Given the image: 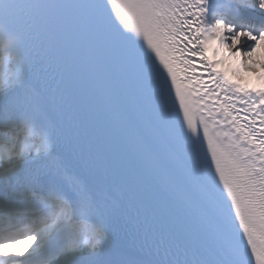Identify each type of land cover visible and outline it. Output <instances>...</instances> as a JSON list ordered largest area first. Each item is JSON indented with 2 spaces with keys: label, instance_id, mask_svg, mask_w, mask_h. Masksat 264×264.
I'll return each instance as SVG.
<instances>
[{
  "label": "snow or ice",
  "instance_id": "snow-or-ice-1",
  "mask_svg": "<svg viewBox=\"0 0 264 264\" xmlns=\"http://www.w3.org/2000/svg\"><path fill=\"white\" fill-rule=\"evenodd\" d=\"M262 46L264 0H0V264H264Z\"/></svg>",
  "mask_w": 264,
  "mask_h": 264
},
{
  "label": "bare ground",
  "instance_id": "bare-ground-1",
  "mask_svg": "<svg viewBox=\"0 0 264 264\" xmlns=\"http://www.w3.org/2000/svg\"><path fill=\"white\" fill-rule=\"evenodd\" d=\"M263 49H264V46H262ZM255 61L256 63L254 64V67L256 69L255 72H250V73H253V75H249L247 77H245V81H243L241 79V81H239L240 83H245L247 82L249 85H255V88L259 89V88H262L258 83H259V79L258 78H254L256 73L258 72L259 69H261L262 67L260 66L262 63L264 64V56L260 53L259 51V48L257 50V53H256V57H255Z\"/></svg>",
  "mask_w": 264,
  "mask_h": 264
},
{
  "label": "rangeland",
  "instance_id": "rangeland-1",
  "mask_svg": "<svg viewBox=\"0 0 264 264\" xmlns=\"http://www.w3.org/2000/svg\"><path fill=\"white\" fill-rule=\"evenodd\" d=\"M260 53L264 56V49L263 47L259 48ZM256 63V61H255ZM263 64V63H262ZM231 65L234 66L233 62H231ZM261 66V65H260Z\"/></svg>",
  "mask_w": 264,
  "mask_h": 264
}]
</instances>
